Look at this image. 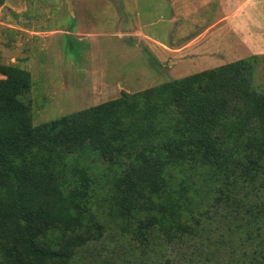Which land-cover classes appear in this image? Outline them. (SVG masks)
I'll use <instances>...</instances> for the list:
<instances>
[{
    "label": "trees",
    "instance_id": "obj_1",
    "mask_svg": "<svg viewBox=\"0 0 264 264\" xmlns=\"http://www.w3.org/2000/svg\"><path fill=\"white\" fill-rule=\"evenodd\" d=\"M257 59L123 93L37 126L25 103L29 73L0 65V264H71L89 230L100 228L81 158L105 165L107 202L119 217L157 211L161 226L179 228L199 208L200 188L212 185L217 202L244 208L264 232Z\"/></svg>",
    "mask_w": 264,
    "mask_h": 264
},
{
    "label": "rangeland",
    "instance_id": "obj_2",
    "mask_svg": "<svg viewBox=\"0 0 264 264\" xmlns=\"http://www.w3.org/2000/svg\"><path fill=\"white\" fill-rule=\"evenodd\" d=\"M254 55L261 91L264 0H0V65L29 73L33 126ZM81 162L100 228L71 264H264L259 224L244 208L225 209L215 186L200 188L193 219L171 230L157 211L119 217L103 162Z\"/></svg>",
    "mask_w": 264,
    "mask_h": 264
},
{
    "label": "crops",
    "instance_id": "obj_3",
    "mask_svg": "<svg viewBox=\"0 0 264 264\" xmlns=\"http://www.w3.org/2000/svg\"><path fill=\"white\" fill-rule=\"evenodd\" d=\"M155 44H158V45H161V47L164 49V51L165 52H168V53H170V54H178L179 52H181V51H184V49H179V48H175L174 46L173 47H167L166 45H164V44H162V43H160V42H158V41H153ZM253 44H248L247 45V48H250V51L252 50L251 49V46H252ZM246 46V45H245ZM166 49V50H165Z\"/></svg>",
    "mask_w": 264,
    "mask_h": 264
}]
</instances>
